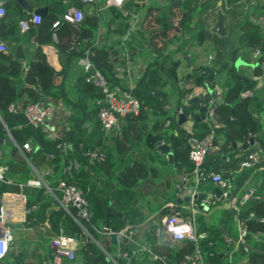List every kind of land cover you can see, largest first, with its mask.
<instances>
[{
  "label": "trees",
  "instance_id": "1",
  "mask_svg": "<svg viewBox=\"0 0 264 264\" xmlns=\"http://www.w3.org/2000/svg\"><path fill=\"white\" fill-rule=\"evenodd\" d=\"M97 2L100 3V1ZM103 2L104 0L101 1ZM190 3L191 0H183L180 5L181 15L176 22L179 31H174L169 24L172 14L168 17L160 15L155 17L160 28L153 37L170 35L171 38L169 41L163 40L159 47L152 38L147 41L148 45L153 46L152 50L156 56L154 62L149 63L138 77L132 89L133 95L140 103L139 112L126 116L119 134L115 136L109 137L101 129L97 116L103 98L100 90L82 79L78 97L69 95L63 82H60L65 73L56 72L42 51V45L54 42L53 33H55L57 41L54 45L59 55L69 58L81 56L82 49L69 50V46L75 35H78L80 39L87 38L86 46L93 52L91 59L94 66L101 70L110 81H118L114 78V64L109 58L110 54H113L111 52L113 46L105 44L94 47L90 41L95 38V31L99 24H105L107 27V12H99L97 16L94 12L89 13L84 10L83 19L77 29L64 21L62 15L69 5L81 8L83 3L80 0H69L68 3L62 0H48L47 11L41 16L36 29L32 30L33 23H29L28 29L23 34L24 37L34 35L36 43L26 72L22 73L25 49L21 45L11 46L12 53L0 51V162L6 167L5 180L0 182V192L17 191L19 185H22V191L26 196V206L31 208L24 221L25 229L34 235L39 233L41 237L49 240L60 233L74 235L80 243L75 256L78 257L80 264H112L110 258L118 264H140L134 256H131L132 252L129 253L130 256L128 255L129 260L121 256L127 244L123 245L115 234L108 235L102 232V226L117 232L129 225L134 231L145 220L146 216L139 202L143 190L150 191L153 185L152 179L158 175L157 168L152 164L158 161L167 162L164 156L156 153V145L160 140L165 139L171 142L174 147L173 158L178 162V167L187 173L191 172L193 164L188 158V151L178 145L177 136L165 130L163 124L166 120L171 122L172 128L183 133L184 128L178 122L179 111L193 119L191 135L196 140L208 134L212 128L209 122H213L214 118L203 114L192 100L193 98L199 100L200 96L195 94L194 90L209 82L207 73L214 69H208L206 66L195 67L185 75L181 83L177 72L179 61L171 60L167 65L164 61L163 52L172 37L177 41L175 51H181L186 44H189V41L202 42L207 36L202 28L196 27V30L189 28L196 12L199 20L203 15L198 10L199 4L190 7ZM6 4L17 10L18 20L29 19V16L23 15L15 1ZM109 10L115 18L121 16L116 7L111 6ZM11 18L12 16L6 15L0 17V38H7L12 32L18 30L16 19ZM55 20L59 21L57 27L52 26ZM125 28L123 27V30ZM241 29L239 44L235 50L242 51L240 55H243L245 66L251 65L248 55L252 50H258L261 55L256 58L251 76L244 73L245 67L235 68L233 65L235 56L222 62L223 69L217 72V76L229 79L230 85L225 90L223 101L218 104L213 103L215 104L212 108L213 115L217 122L223 124L221 129L213 128L214 135L216 131H221L225 139L221 142L220 149L214 154L233 155V144L237 141L246 142L250 128L253 131L259 129L258 121L249 111V100L254 98L242 97L241 93L254 90L257 77L262 75L260 63L264 62V30L255 23L247 21L242 24ZM246 53L248 55H244ZM19 81L22 82L20 88L17 87ZM120 85L125 88L123 83ZM169 90L176 97V107L170 113L165 110ZM212 93L206 92L203 95L202 100L206 104L211 100ZM22 95L26 96L27 100H22L21 106L17 107V98ZM81 95L83 97H80ZM40 99L48 102H51L48 99H52V102L60 100L65 106L70 107L58 137L48 138L43 128L31 126L23 116L22 109L28 103ZM53 103L56 108L60 106L56 102ZM10 105H14L16 111L11 110ZM148 124H150L149 129ZM258 140L259 147L247 149L242 156L231 157V161L225 166L226 172L221 176L228 183L230 177L228 169L245 159L249 153L261 156L259 158L261 160L253 167L232 178L231 196L235 195L251 171L264 165V140L260 137ZM25 143L29 145V151L24 150ZM58 143L67 144L65 153L57 148ZM6 147L9 149L6 150ZM96 148L104 153V158L89 162L84 153L88 149ZM218 157L216 155V158ZM68 159L78 160L80 167L67 175L62 172V168L67 164ZM31 166L36 171H33ZM213 169L220 170L215 166ZM257 178L252 195L243 201L239 199L237 205L231 210L221 211L216 219H207L202 215L195 217V233L205 234L204 237L197 239V246L204 264H232L227 259V251L232 249L237 254L246 255L248 264H264V169L258 171ZM30 179H40L44 184L29 185L27 181ZM59 180H66L76 185L88 201L90 218L88 221L80 219L87 233L55 198V196L60 197L57 189ZM112 211L119 212L120 215L112 214ZM71 212L74 214L75 211L71 209ZM160 213L161 217L164 216L167 213L166 208H163ZM234 216L237 217L245 232L243 242L235 248L233 242L238 239V235L233 229L236 223ZM158 223L150 224L143 231L142 241L139 244L146 246L150 252L159 255L163 260L149 259V252L143 251L141 252L143 264H176L186 253L194 251L195 243L190 240H182L175 245L158 244L157 231L161 228V222ZM244 247L247 248L246 251ZM224 250L226 252L221 255ZM48 252L44 259L34 263L47 262L51 258V250ZM116 252L120 256L115 255ZM22 256L23 252L20 249L18 257Z\"/></svg>",
  "mask_w": 264,
  "mask_h": 264
},
{
  "label": "crops",
  "instance_id": "2",
  "mask_svg": "<svg viewBox=\"0 0 264 264\" xmlns=\"http://www.w3.org/2000/svg\"><path fill=\"white\" fill-rule=\"evenodd\" d=\"M11 1H15L21 9V12H23V15H27L30 18L32 14H35L33 13V11L38 8L45 7L47 11L48 0H23V2L22 0H0V7L4 10V13L0 14V17H2L3 15L12 16L11 19H16L17 25L19 27L17 31L12 32L11 36L7 38H0V42H3L7 46V50L4 52L12 53L13 48H11V46L14 47L17 44L21 45L25 49V56L22 66V73L24 74L26 72L28 63L32 58L36 43L34 42V35H32L31 37H28L27 35L25 37L23 36L24 32L27 29L24 30L20 26L21 20H18V18H16L17 10L7 6L6 3ZM97 1H100V3H98ZM101 1L102 0H95L91 3L82 2V7L76 8H78L82 12L84 10L89 13L94 12L97 16H99V12H107V27L105 24H99L98 28L95 31V38H92L90 40L92 41L91 45L94 47H100L105 44H107V46H113V49L111 51L113 52V54L111 53L109 58L113 62L115 67L117 65H121L124 68L123 78L121 82L123 83L125 81L126 83V81L131 78V80L135 84L136 80L143 73V71H145L148 64L154 62L155 60L156 54L152 50L153 46L148 45L147 41L149 39L151 40L152 38L154 42H157V47H159L163 40L169 41V39L171 38L170 35H168L167 37H153L155 32L160 28V24L155 20V17L158 15L168 17L172 14L171 19H169V24H171L174 31H179L176 22L181 15L180 5L183 0H124L120 6H105V0L103 3H101ZM22 3H25L26 6H29L30 11L26 10V8L23 7ZM97 3L99 5H97ZM201 3L203 4L201 5ZM196 4L200 5V8L198 10L199 12H202L203 15L199 20L198 15L194 14L191 19L189 28H191V30H196V27L202 28L207 33L206 38L202 42L200 41L196 43L195 40H191L189 41L190 45L186 44L184 49H182L181 51H175L177 41L172 37L171 42H169L166 49H164V61L166 65L171 60L179 61L177 72L181 83L183 82L185 75L191 72L195 67L206 66L208 69L210 68L216 71L215 72L214 70H212L215 73L212 81L205 83L204 86L195 88L194 92L195 94H198L200 96L199 100H197V102L192 100L197 105V108L200 105H206L208 107V110H212L215 104L221 103L223 101L222 99L225 94V90L230 85L229 79L217 76V72L223 69V66L221 65L222 62L235 56L233 61V65L235 66V68L245 67L244 73L248 76L252 75L253 65L256 63V58L260 56L261 53H258L256 55L255 50H252L250 55H248V53L244 54L250 57L251 62V65L245 66L244 59L242 58L243 55H240L242 51L239 52L235 49L239 44V36L242 32L241 26L245 21L255 23L259 26V28L264 30V0H191L189 6L193 7L196 6ZM111 6L116 7L120 11V17L115 18L113 16L112 11L109 10ZM218 13L223 16V35L217 33L215 28ZM193 19L195 22L193 21ZM30 23H33L32 30L36 29V25L38 23L32 21H30ZM123 27L126 28L123 30ZM53 41H57L55 33H53ZM54 42L47 45H42V51L45 53L48 63L56 72L61 71L65 73L63 75V78L61 77L60 82H63L64 88L67 90V93L69 95L77 98L79 95L80 83L83 79V76L87 73L90 67L82 64V57L80 56H72L71 58H69L64 55H59L56 51ZM219 57L220 59H217ZM114 66L113 69L116 72ZM260 66L262 69V75L257 77V85L254 89L255 91L249 90L251 92V95L247 96L251 97L252 99L254 98L253 100H249V111L251 112L252 117L257 120L259 124L258 130L253 131L251 128L249 129L248 139L250 136L253 137V142L250 143L247 139V147L242 148V144H244L245 142L237 141L236 143H234L236 144V147L232 149V151L235 153H233V155L227 156L223 153L214 154V152H217L220 149L221 142L225 140L224 134L221 131H216L214 135L216 145L213 146L212 149L214 150V152L207 154L203 162L204 170L209 174L219 172V174L222 175V173L226 172L225 166H227V164L231 161V157L242 156L246 153L247 149L249 150L251 149V147L255 146L259 147V137L264 140V62L260 63ZM206 84L209 88H214L215 86H217V91H213V93L211 94V100H209L207 104L204 100H202L203 95L208 92ZM21 86L22 82L19 81L17 83V87L20 88ZM80 97L83 96L81 95ZM167 98L168 100L165 105V110L170 113L176 107V97L173 95L172 91L169 90ZM169 98H171L172 100H169ZM22 100H27L26 96L22 95L21 97L17 98V107L21 106ZM48 100L52 102V99ZM53 102L60 104V106L56 108V117L48 120L47 125L44 127V131L46 132L48 138H54L60 135V128L62 125H64L65 121L64 118L70 111V107L65 106L60 100ZM53 102L52 104H54ZM213 103L215 104L213 105ZM206 114H208V111ZM212 117L214 119L213 122H209V126L215 128L216 130L221 129L223 127V124L216 121L215 115H213ZM186 118L193 121L194 123L193 119L188 117ZM123 122L124 120L119 122V128L116 134L113 132H109L107 133V136L111 137L119 134V129ZM180 125L184 128L185 123H182ZM192 126L190 127L189 131H186L184 129L183 133H179L177 129L172 128L171 122L169 120H166L163 124V127L168 133H173V135L178 137V145L180 147L181 144H183L180 139L183 138H187L188 140L194 139L196 142V138L191 135ZM147 128H150V124L147 125ZM89 130L90 127L88 128V131ZM192 145L190 144L191 147ZM156 147V153L164 156L167 162L160 163V161H158L152 164L157 168L158 175L152 179L153 185L150 191L143 190L142 198L139 202L140 208L146 217L142 224L138 227V229H135L133 231V234H135L134 240L136 244H139L142 241L141 236L143 234V231L146 230L150 224L161 222L162 228L164 217H166L173 211L180 213L179 215L183 216V218H187L191 214V212H193L195 217L198 215H202L207 219H216L220 215L221 211H224L226 209L231 210L237 205L239 199L243 201L252 195L251 194L247 198L244 196V194H246L249 189L253 190L257 183L256 180L258 179V171L260 169H264L263 165L261 166V168H255L253 171H251V173L247 176V178L243 182V185L239 188V190H237L235 195L231 196L230 199H226L225 196L222 195L223 192H216V190L222 187L213 183L210 177H208L206 180L198 182L195 185L194 176L180 169L178 167V162L174 160V147L171 145V142L162 139L157 143ZM170 152L172 153L171 160L168 156ZM216 155L219 157L216 158ZM260 157L258 156V159ZM260 160L261 159H259L258 161ZM214 166L218 167L220 170L215 171L213 169ZM236 166L237 164H235L231 169H228L230 175L228 180H232L233 177L244 173V171L248 169L246 168L241 170V168L237 169ZM230 185L228 189L229 191H231ZM175 189H178V191H175ZM183 190H186L183 195L190 194V196H193V194L196 193L205 194L206 197L198 200V202L201 204V207L199 208L192 201L181 203L176 202L178 192ZM163 208H166L167 213L164 216L162 215L161 217L160 212ZM234 220L236 221V223L233 225V229L239 236V233L243 228L241 227V224L237 220L236 216H234ZM24 221L25 218L24 220H14L12 222L13 239L9 246V253L5 257L0 259V264H35V261L44 259V256L49 253L48 251L51 250L50 240L46 239V237H41L39 233H36L34 235L28 232L24 227ZM160 229L157 231V235L159 232H161V240L163 242L157 240V243L163 245H175L176 241H170V239ZM120 241L123 242V245H126L129 240L127 241L126 239H122ZM95 242L99 245L97 241ZM164 242H168L169 244H165ZM23 246H25L24 249H22ZM233 247H236L234 243ZM20 249L23 252L22 257H18ZM32 249H34V251L31 253ZM134 249L135 248L129 250L128 247H126L121 253V256L129 260L130 257H128V255L130 256L129 253ZM232 250L229 252L227 251L228 262L232 264H248L246 263V255L237 254L236 252H234V249ZM225 252L226 250H224V252H221V255H223ZM115 255L120 256L118 252H116ZM134 257L140 262V264H143V259H141L143 258V254ZM149 259H151L150 254ZM110 260L112 264H118L114 259L110 258ZM72 264H80V261L76 260L75 257Z\"/></svg>",
  "mask_w": 264,
  "mask_h": 264
},
{
  "label": "built area",
  "instance_id": "3",
  "mask_svg": "<svg viewBox=\"0 0 264 264\" xmlns=\"http://www.w3.org/2000/svg\"><path fill=\"white\" fill-rule=\"evenodd\" d=\"M64 3H68L69 0H62ZM83 3H91L95 0H80ZM124 0H105L104 5H116L120 6ZM4 10L0 7V14H3ZM62 19L73 26L79 29L80 23L83 19V12L76 8L75 6L69 5L66 11L62 15ZM41 16L38 14H32L28 20H21L20 26L26 30L29 27L30 21L39 23ZM59 24L58 20H55L52 23L53 27H57ZM81 40V41H80ZM87 38L80 39L78 35L73 36L72 41L69 46V50L79 51L82 49L83 55H81L82 64L90 67L87 73L83 76V79L86 83L91 84L103 95L101 101V107L98 110V119L100 121L101 129L104 134L107 135L109 132L117 133L119 128V122L124 120L129 114H137L139 112L140 103L138 99L133 95L132 89L134 87V82L129 78L126 83L123 84L125 88L121 87L120 83L123 78L124 68L121 65L115 67L114 78L118 81H110L101 70L97 69L91 56L93 55L92 50L86 46ZM7 50L6 45L3 42H0V51L4 52ZM259 53L258 50H255V54ZM251 92L246 90L241 93V96H249ZM10 109L16 111L14 105H10ZM57 109L54 104L46 100H38L28 103L23 109V116L28 124L38 128L44 127L47 125L48 120H51L56 117ZM209 116H213V110H208ZM58 137V136H56ZM214 130H210L208 134L203 136L201 139L196 140V142L188 150V158L193 164L190 174L195 178V185L202 181L206 180L208 177L212 180L213 183L224 187L229 185L225 179L219 173H208L204 170L203 162L205 156L210 150L213 149L214 139ZM23 148L26 151L30 150V147L27 143L23 144ZM57 148L64 152L67 148L66 143H58ZM21 153L23 151L20 149ZM65 153V152H64ZM84 155L89 162L99 161L104 158V153L99 149H88ZM1 157V152H0ZM258 154L249 153L248 156L241 160L240 166L245 168L253 167L256 162H258ZM80 167V162L76 159H68L67 164L62 168V172L65 174H70L72 170L78 169ZM240 167V168H241ZM33 171H36L33 166H31ZM6 167L1 165L0 162V182L5 180L4 172ZM186 179V177H185ZM42 182L40 179H30L27 181V184L32 186H39ZM44 184V183H43ZM57 189L60 192V197L55 196L62 208L69 213L82 229L86 232L85 228L80 222V219L86 221L89 220L91 212L88 201L82 195L81 190L74 185L69 183L66 180H59L57 184ZM252 194V190L249 189L244 196L247 198ZM226 197V193H222ZM73 209L74 214L71 212ZM31 208L26 206V196L22 191V185H19V190L17 191H5L0 192V259L7 255L9 251L10 243L13 239L12 232V222L14 220L20 221L26 218L27 213H29ZM180 213L173 211L169 215V218L164 217L162 222V232L170 239V241H182L190 240L195 243V249L192 253H186L176 264H204L201 253L197 246V239L205 236L204 233L196 234L195 233V216L193 212L187 217L179 215ZM101 231L105 234H115L120 240L126 239L130 240L133 230L131 227L125 226L123 229L113 232L108 227L102 226ZM87 233V232H86ZM245 232L242 229L239 233L238 239L233 243L235 246H238L243 242ZM89 237L95 241L90 235ZM6 244V250H5ZM79 241L74 235H66L60 233L55 235L50 240L51 247V258L44 262V264H72L75 256L76 249L79 246ZM246 251L247 248L244 247ZM147 251L151 255L153 260L160 259L163 260L159 255L150 252V250L142 245L136 244L135 249L132 251L131 256H138L141 252ZM165 264V263H164Z\"/></svg>",
  "mask_w": 264,
  "mask_h": 264
},
{
  "label": "water",
  "instance_id": "4",
  "mask_svg": "<svg viewBox=\"0 0 264 264\" xmlns=\"http://www.w3.org/2000/svg\"><path fill=\"white\" fill-rule=\"evenodd\" d=\"M22 2H23V0H22ZM22 5H23L24 8H26V10L30 11L29 6H26L25 3H22ZM45 12H46V8L45 7L38 8V9H36V10L33 11V13L40 14V16L44 15ZM215 28H216L217 33H219L220 35H223L224 34L223 16L220 13L217 14ZM207 74H208V80L209 81H212L213 80V76H214L215 73L213 71L209 70ZM206 87H207L208 92H210V93L213 92L214 89H217V86H215L213 89H211V88L208 87L207 84H206ZM193 100L195 102H197L198 99L197 98H194ZM198 108H199L200 111L203 112V114H206L207 111H208V107L205 106V105H200ZM178 122L180 124L185 123L184 129L186 131H189L190 130V127L193 124V121L188 120L186 118V116L183 115L181 112L178 113ZM3 129H5V125H3ZM251 134H252V132H251ZM180 141L183 143V144H181V148H185L186 150H189L190 149V147H191L190 144L192 145V144L195 143V140L194 139H189L188 140L187 138L180 139ZM248 141L250 143H252L253 142V137L250 136L249 139H248ZM213 145L214 146L216 145V140L213 141ZM233 147H236V144H233ZM246 147H247V142H245L244 144H242V148H246ZM213 152H214V150H210L208 152V154L213 153ZM168 156H169V159L171 160L172 153L170 152L168 154ZM236 167H237V169H240V167H241L240 166V163H237V166ZM243 169H246V168L245 167H241V170H243ZM228 182H229L228 185H230L231 184V180H228ZM188 188H191V187H188ZM175 191H178V189H175ZM185 191L186 190H183V191L178 192V197L176 198V202L181 203V202H190V201H192L196 206H198L200 208L201 207V204L198 202V200L203 199L204 197H206V195L205 194H202V193H196V194H193V196H190V194H184L183 195V193ZM216 192L217 193L225 192L226 193V198L227 199H230L231 198V192L228 190V186H224V187L216 190ZM111 213L112 214L120 215V213L119 212H116V211H112ZM167 218H169V215H167ZM134 238H135V234H132L130 240L127 243V247H128L129 250H132L136 246V242H135ZM161 239H162L161 232H159L158 233V241H162ZM164 243L165 244H169L168 242H164ZM8 253H9V251L7 252V254Z\"/></svg>",
  "mask_w": 264,
  "mask_h": 264
},
{
  "label": "rangeland",
  "instance_id": "5",
  "mask_svg": "<svg viewBox=\"0 0 264 264\" xmlns=\"http://www.w3.org/2000/svg\"><path fill=\"white\" fill-rule=\"evenodd\" d=\"M196 13H197V12H196ZM196 13H195V14H196ZM193 21H194V19H193ZM194 22H195V21H194ZM167 100H168V99H167ZM169 100H172V99H171V98H169ZM5 149H6V150H8L9 148H8V147H6ZM76 260H78V257H76Z\"/></svg>",
  "mask_w": 264,
  "mask_h": 264
},
{
  "label": "clouds",
  "instance_id": "6",
  "mask_svg": "<svg viewBox=\"0 0 264 264\" xmlns=\"http://www.w3.org/2000/svg\"><path fill=\"white\" fill-rule=\"evenodd\" d=\"M5 250H6V244H5ZM0 255H2V252H0Z\"/></svg>",
  "mask_w": 264,
  "mask_h": 264
}]
</instances>
